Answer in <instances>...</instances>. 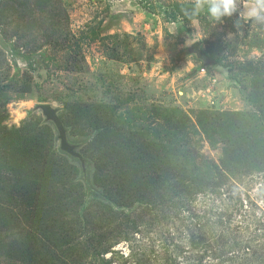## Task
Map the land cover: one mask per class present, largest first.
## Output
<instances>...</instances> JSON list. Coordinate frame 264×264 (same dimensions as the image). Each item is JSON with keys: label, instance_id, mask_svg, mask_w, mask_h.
I'll list each match as a JSON object with an SVG mask.
<instances>
[{"label": "rangeland", "instance_id": "374dc122", "mask_svg": "<svg viewBox=\"0 0 264 264\" xmlns=\"http://www.w3.org/2000/svg\"><path fill=\"white\" fill-rule=\"evenodd\" d=\"M175 1L194 0H0V264H107L106 259L111 264H248L259 256L251 250L239 254L243 251L233 245L252 240L259 249L263 244L256 235L264 228L257 220L264 215V170L226 176L220 167L225 176L216 177L219 185L175 197L183 199L181 204L136 201L133 207H119L115 218L121 225L96 216L89 222L85 210L75 216L67 202L60 204L62 215L52 207L46 213L45 208L14 206L13 198L26 191L22 187L29 188L18 172L29 163L39 139L49 149L39 157L41 167L54 172L59 166H75V190L83 177L89 187L82 199L87 212L91 190L96 191L88 180L99 170L87 156L94 131L85 123L67 125L65 114L109 111L124 123L127 136L144 131L159 142L153 133L170 128L171 110H182L196 125L205 111L258 112L264 102V23L240 12L247 0H237L236 12L221 20L211 17L205 5L198 18L168 22L163 6ZM196 40L229 66L228 86L234 87L229 99L217 96L213 105L208 96L194 93L201 86L184 82L202 64L195 54H186ZM186 64L192 68L184 72ZM42 103L57 108L67 140L81 153L85 167L61 148L54 122L36 108ZM197 127L198 133L181 129L182 140L175 144L183 152L190 150L187 167L200 168L198 175L208 183V164H220L226 143L210 141ZM65 189L54 187L58 194ZM58 194L42 196L40 202L53 206ZM89 211L93 214L94 207ZM133 221L137 232L118 235Z\"/></svg>", "mask_w": 264, "mask_h": 264}, {"label": "trees", "instance_id": "16d2710c", "mask_svg": "<svg viewBox=\"0 0 264 264\" xmlns=\"http://www.w3.org/2000/svg\"><path fill=\"white\" fill-rule=\"evenodd\" d=\"M163 7H165V15L169 18L168 22L179 19L189 21L200 16V12L193 14L194 1H175ZM146 8L149 11H155L154 6H146ZM210 57L214 59L212 56ZM216 61L220 63L219 60ZM86 107L90 108L88 105ZM257 110L258 112L205 111L206 113L198 118L197 125L205 137L213 142L222 141L226 143L220 164L213 161L208 164L210 166L207 175V178L210 179L208 183H205L204 177L198 175L200 168L189 169L187 167L191 158L190 150L183 152L180 150L181 145L175 144L182 140L179 134L181 129L186 130V128L191 127L195 133L199 132L196 123L182 110L168 111L170 113H168L167 123L169 126L171 125L170 128L164 130L162 134L153 133L155 139L160 143L150 139L149 134L144 133V131L143 133L130 132V135L127 136L124 123H120V125L109 111L103 113L100 109L93 110L90 108L89 111H81L69 117L65 114L63 120L67 122V125L75 126L78 123H85L84 125L90 131H94L91 143H89L91 148H89L87 156L91 157L93 167L95 169L97 167L99 170L95 174H90L92 181L88 180L90 184L94 185L96 191L94 188L91 190L93 200H91L87 212L86 203L82 199L87 197L89 187L83 177L76 185V188L79 189L75 190L73 181L77 173L75 166L70 164L69 170L59 166L54 168V172L48 171V166L41 167L43 160L39 157L43 155L42 152L48 153L49 149L48 146H44L47 141L42 142L43 140L39 139L35 143L36 149L31 155L29 163L18 172L22 175V182L28 184L29 188L22 187V191L24 189L26 191L17 193L21 203L17 202L18 198L15 196L13 198L16 201L14 206L24 205L30 211L33 209L42 211L45 208V212L47 211L46 208L52 207L50 211L62 215L63 207L60 204L63 203L64 205V202H67L66 209L74 210L75 216L80 209H83L88 219L96 216L101 221L111 222L113 219L119 221L121 213L119 207H133L136 201L147 203L149 206L166 204L172 207V204H181L180 200L183 199L174 198L187 194L194 195L208 185H219L220 181H217L216 177L221 179V176H225L221 174L220 167L226 171H224L226 176H228L227 173L232 174L236 170H242L245 173H250L253 170H264V102L259 105ZM112 113L115 114L113 108ZM67 119H69V123ZM76 134V131L73 132V135ZM51 140L53 141V138ZM86 146L89 147L88 144ZM20 159H16L18 165H22ZM208 165L205 166L208 168ZM210 168L213 175L210 173ZM186 181L188 182L186 183ZM58 186L66 187V189L58 194L54 191V187L57 188ZM167 193L172 194L170 199L165 198ZM49 194H58L53 206H47V200L43 203L40 202L42 196L47 195L49 198ZM103 196L106 197V200H102ZM57 201L61 203H57ZM91 206L94 207L93 214L89 211ZM113 206H116L117 209H114ZM117 215L119 216L115 218ZM261 219H264V215L261 216L260 220L257 219L258 225L264 226V221ZM71 222L77 223L78 221L74 219ZM89 222H91L90 219ZM119 224L121 225L122 221H119ZM137 228L136 221L128 222L123 230H119L118 235L137 232ZM99 229L102 230L101 227ZM259 235L263 238V244H259V249L253 247L252 240L248 243L236 242L233 245L236 250L243 251L242 253L238 252L239 254L249 255L250 250L254 251V254L260 253L259 256L255 257V260L248 264H264V228L256 237ZM60 237L64 241V232ZM200 238L205 239V236H200ZM111 246L110 244L105 247L102 252H107ZM106 262L111 264L110 260L106 259ZM176 263L172 262L171 264Z\"/></svg>", "mask_w": 264, "mask_h": 264}, {"label": "water", "instance_id": "95a60500", "mask_svg": "<svg viewBox=\"0 0 264 264\" xmlns=\"http://www.w3.org/2000/svg\"><path fill=\"white\" fill-rule=\"evenodd\" d=\"M186 54H195L197 58H199L202 62L201 65L207 67H213L216 70L220 71L224 76L228 77L230 74L229 66L217 63L215 59H212L202 47V43L200 40L194 41L186 50ZM36 108L42 110L43 114L46 116L48 120L54 122L57 130H58V137L60 139V146L63 150L69 152L73 156L78 157L81 160L83 167H85V160L81 153L76 151L75 145L69 143L67 140V130L66 127L58 114L57 108L53 107L49 103H42L38 104Z\"/></svg>", "mask_w": 264, "mask_h": 264}, {"label": "clouds", "instance_id": "9594fccd", "mask_svg": "<svg viewBox=\"0 0 264 264\" xmlns=\"http://www.w3.org/2000/svg\"><path fill=\"white\" fill-rule=\"evenodd\" d=\"M205 5L210 16L216 20L231 17L237 10V0H194L193 14L202 11ZM245 6L248 9L243 14L245 18L264 23V0H247ZM254 54L260 55L258 51H254Z\"/></svg>", "mask_w": 264, "mask_h": 264}, {"label": "crops", "instance_id": "0c3cea01", "mask_svg": "<svg viewBox=\"0 0 264 264\" xmlns=\"http://www.w3.org/2000/svg\"><path fill=\"white\" fill-rule=\"evenodd\" d=\"M246 3H244V5L240 6V4H237V7L240 6V12L242 14L247 12V8H246ZM148 26V25H147ZM200 65V64H199ZM201 67V65L199 66ZM192 68V66L189 65H185V70L184 72L190 71ZM195 71H197L198 74L196 73H191V74H187L186 79L184 80V82L186 83V85H190V84H197L201 87H198L197 91L194 92L197 94L198 93H203V95L208 96L209 98H216L217 96L221 97V100L223 98H225V100L229 99V96L231 94V91L233 90V86L229 87L228 86V78H231V75H229L228 77L224 76L220 71L216 70L213 67H210L209 70V76H215L217 78L216 82H211L209 79V76H206L199 71V68H196ZM202 82V83H201ZM215 101L217 102V99H215ZM219 103V102H218Z\"/></svg>", "mask_w": 264, "mask_h": 264}, {"label": "built area", "instance_id": "2783aa9c", "mask_svg": "<svg viewBox=\"0 0 264 264\" xmlns=\"http://www.w3.org/2000/svg\"><path fill=\"white\" fill-rule=\"evenodd\" d=\"M209 70H210V68L207 66H204V65H201V67L199 68V72L206 75V76H209ZM209 79L211 82L217 81V78L215 76H209ZM212 97H210L209 100H210V103L214 105V104H216V101Z\"/></svg>", "mask_w": 264, "mask_h": 264}]
</instances>
